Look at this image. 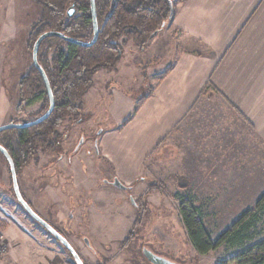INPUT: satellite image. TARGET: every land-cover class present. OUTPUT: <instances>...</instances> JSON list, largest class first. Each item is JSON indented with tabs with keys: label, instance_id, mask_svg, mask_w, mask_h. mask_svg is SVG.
<instances>
[{
	"label": "rangeland",
	"instance_id": "rangeland-1",
	"mask_svg": "<svg viewBox=\"0 0 264 264\" xmlns=\"http://www.w3.org/2000/svg\"><path fill=\"white\" fill-rule=\"evenodd\" d=\"M40 9L36 0H0V125L33 121L49 107L43 100L28 104L19 93V81L31 66L35 68L32 49L42 33L35 38L31 34ZM172 16L143 47L126 36L117 40L115 67L93 73L78 116L61 122L54 134L55 145L35 148L32 158H20L16 164L10 156L23 199L66 239L83 264H152L143 248L176 264L226 260L234 254V247L223 245L203 255L194 250L181 221L176 194L200 207L204 225L213 237L242 211L254 208L257 192L264 185V154L251 131L237 121L239 113L224 110L216 100L206 102L213 114L209 121L185 122L157 144L132 181L120 179L101 156L100 140L105 132L123 126L138 109L139 99L152 90L158 72L179 50L189 49L183 35L173 28ZM47 38L37 55L48 65L54 57L55 41ZM21 129L0 132V145L9 155V151L21 155ZM239 140L246 154L240 161H252L250 172L244 179L230 180L221 168L237 159L233 156ZM130 145L129 151L134 147ZM194 147L195 156L187 161L188 148ZM115 179L125 187L115 186ZM256 226L252 233L260 230L264 234V213ZM0 247V264H76L65 245L17 199L9 163L1 151Z\"/></svg>",
	"mask_w": 264,
	"mask_h": 264
},
{
	"label": "crops",
	"instance_id": "crops-1",
	"mask_svg": "<svg viewBox=\"0 0 264 264\" xmlns=\"http://www.w3.org/2000/svg\"><path fill=\"white\" fill-rule=\"evenodd\" d=\"M171 21L189 49L174 52L165 66L170 70L157 78L131 119L111 126L100 140L101 156L120 179L137 178L157 144L185 122L209 121L213 114L206 102L212 100L239 113L237 121L251 131L264 154V0H181ZM129 143L134 146L130 151ZM195 148H188L187 161ZM234 153L237 159L222 164L221 173L230 180L244 179L252 161L245 160L240 140ZM263 192L264 185L257 196Z\"/></svg>",
	"mask_w": 264,
	"mask_h": 264
},
{
	"label": "trees",
	"instance_id": "trees-1",
	"mask_svg": "<svg viewBox=\"0 0 264 264\" xmlns=\"http://www.w3.org/2000/svg\"><path fill=\"white\" fill-rule=\"evenodd\" d=\"M110 1L95 0L99 31L92 45L65 42L52 36L47 38L55 41L53 44L55 53L51 64H45L46 62L44 63L37 55V60L49 81L54 106L46 119L21 129L19 138L24 144V147L18 148L21 155L15 156L14 151H9L15 164L20 158L21 160L32 158L36 153L35 148L56 144L54 141L56 129L67 117L78 116L81 98L92 85L93 73L98 69L111 70L115 67L119 59L117 40L121 36L132 38L140 47L145 46L150 36L161 29L169 15L174 14V4L180 0H116L112 11ZM36 2L41 9L37 23L33 25L31 35L34 38L47 31H56L81 41L91 39L93 31L90 0H36ZM72 4L76 12L72 16H67V9ZM170 68L166 67L157 78L161 79ZM29 69L28 74L19 81L20 95L28 104L35 100H43L48 104L40 72L32 66ZM142 99L141 97L139 102ZM130 118L129 116L123 124ZM176 196L179 200L181 221L191 246L198 254L203 255L225 245L236 250L231 257L216 264H264V234L259 230V236L255 238L258 233H252L264 213V192L257 198L253 209L242 211L228 227L213 237L204 225L200 207L195 206L184 195Z\"/></svg>",
	"mask_w": 264,
	"mask_h": 264
},
{
	"label": "water",
	"instance_id": "water-1",
	"mask_svg": "<svg viewBox=\"0 0 264 264\" xmlns=\"http://www.w3.org/2000/svg\"><path fill=\"white\" fill-rule=\"evenodd\" d=\"M115 2H116V0L110 1V11L113 10ZM90 11H91V17H92V31H93V34H92V37L90 40L81 41V40L63 35L62 33L56 32V31L44 32L35 40V42L33 44V49H32V64L40 72V74L43 78L45 88H46V92H47L48 97H49V107H48L47 111L42 116H40L39 118H37L33 121L26 122V123H7V124L0 125V132L5 130V129H9V128H24V127H27L29 125L36 124L39 121H41L43 118H45L51 112V110L54 106V100H53V95H52L51 88L49 86L47 76H46L44 70L42 69L41 65L37 61V52H38L39 45L43 39H45L47 37H51V36H56V37L63 39L66 42L75 43V44H79V45H83V46L92 45L96 41L97 36H98V31H99L98 30V23H97V19H96L95 0H90ZM73 13H74V4H72L67 9V16H71ZM0 151L5 155L8 163H9L13 187H14V191H15L17 199L22 203V205L25 207L27 212L33 218H35L37 221H39L45 228H47L55 236V238L60 240L65 245V247L69 250V252L73 256L76 264H83L80 256L77 254V252L74 251V249L66 241V239L58 231H56L49 223H47L39 215H37L35 213V211L32 210L30 205L23 199V197L19 191L18 185H17V180L15 177L14 163H13L10 155L6 151V149H4L1 145H0ZM113 184L117 187H120V188L125 187L118 179H115ZM143 254L146 257V259L152 264H176V263L166 259L165 257H162L160 255L153 253L152 251H150L146 248H143Z\"/></svg>",
	"mask_w": 264,
	"mask_h": 264
},
{
	"label": "built area",
	"instance_id": "built-area-1",
	"mask_svg": "<svg viewBox=\"0 0 264 264\" xmlns=\"http://www.w3.org/2000/svg\"><path fill=\"white\" fill-rule=\"evenodd\" d=\"M2 252H3V248L0 247V255L2 254Z\"/></svg>",
	"mask_w": 264,
	"mask_h": 264
}]
</instances>
